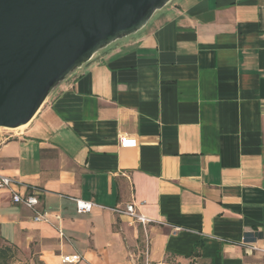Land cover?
Returning a JSON list of instances; mask_svg holds the SVG:
<instances>
[{"label": "crops", "instance_id": "crops-1", "mask_svg": "<svg viewBox=\"0 0 264 264\" xmlns=\"http://www.w3.org/2000/svg\"><path fill=\"white\" fill-rule=\"evenodd\" d=\"M0 173L60 214L0 190V245L44 264H264V0H170L0 140Z\"/></svg>", "mask_w": 264, "mask_h": 264}, {"label": "water", "instance_id": "water-1", "mask_svg": "<svg viewBox=\"0 0 264 264\" xmlns=\"http://www.w3.org/2000/svg\"><path fill=\"white\" fill-rule=\"evenodd\" d=\"M170 0H0V127L28 123L92 56Z\"/></svg>", "mask_w": 264, "mask_h": 264}, {"label": "built area", "instance_id": "built-area-1", "mask_svg": "<svg viewBox=\"0 0 264 264\" xmlns=\"http://www.w3.org/2000/svg\"><path fill=\"white\" fill-rule=\"evenodd\" d=\"M0 190H7L10 193L11 200L14 203L21 204L26 208L33 211L34 221H42L51 223L52 218L60 219V214L57 211L41 210L39 208V200L33 193H22L19 190V182L7 175L0 173ZM75 202V208L78 213H85L91 211L94 207H103L94 204L91 201L82 200L79 198H70ZM113 212L118 215L125 216L132 222H138L142 225L150 223L152 220L147 216L141 214L135 204L128 203L123 207L111 208ZM58 232L63 235V232L58 228ZM248 251L259 250L264 252V248H258L254 244H245ZM79 254L63 255L61 258V264H77L81 261Z\"/></svg>", "mask_w": 264, "mask_h": 264}, {"label": "rangeland", "instance_id": "rangeland-1", "mask_svg": "<svg viewBox=\"0 0 264 264\" xmlns=\"http://www.w3.org/2000/svg\"><path fill=\"white\" fill-rule=\"evenodd\" d=\"M24 128L20 129H10V128H2L0 127V140L8 138L10 136L16 135L18 132L23 130ZM4 246V245H1ZM10 264H37L35 259H31L26 253H24L21 249L16 247L15 254L10 260Z\"/></svg>", "mask_w": 264, "mask_h": 264}, {"label": "trees", "instance_id": "trees-1", "mask_svg": "<svg viewBox=\"0 0 264 264\" xmlns=\"http://www.w3.org/2000/svg\"><path fill=\"white\" fill-rule=\"evenodd\" d=\"M15 245H0V264H10L11 258L15 254ZM37 264H44L41 261H37Z\"/></svg>", "mask_w": 264, "mask_h": 264}, {"label": "bare ground", "instance_id": "bare-ground-1", "mask_svg": "<svg viewBox=\"0 0 264 264\" xmlns=\"http://www.w3.org/2000/svg\"><path fill=\"white\" fill-rule=\"evenodd\" d=\"M26 124H28V123H26ZM26 124H24V125H20V126H18V127H16V128H10V129H20V128H24V127L26 126Z\"/></svg>", "mask_w": 264, "mask_h": 264}]
</instances>
